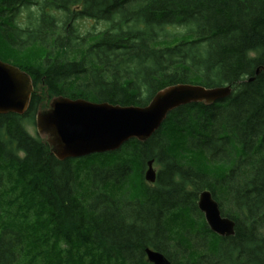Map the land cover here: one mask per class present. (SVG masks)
Wrapping results in <instances>:
<instances>
[{"label": "trees", "instance_id": "16d2710c", "mask_svg": "<svg viewBox=\"0 0 264 264\" xmlns=\"http://www.w3.org/2000/svg\"><path fill=\"white\" fill-rule=\"evenodd\" d=\"M81 19L103 27L82 35ZM0 60L33 85L23 115L0 114V264H150L146 249L170 264H264V0H0ZM178 84L231 93L87 158L60 162L25 128L53 97L145 106ZM204 191L233 236L210 231Z\"/></svg>", "mask_w": 264, "mask_h": 264}, {"label": "water", "instance_id": "95a60500", "mask_svg": "<svg viewBox=\"0 0 264 264\" xmlns=\"http://www.w3.org/2000/svg\"><path fill=\"white\" fill-rule=\"evenodd\" d=\"M264 69L257 68L256 74ZM30 76L0 60V114L23 115L29 105L33 85ZM230 86L206 88L178 84L157 92L145 106H120L57 96L48 107L34 115L36 134L58 161L84 158L117 151L127 141H146L175 108L188 104L211 105L229 97ZM156 173L147 163L144 178L150 183ZM197 208L210 231L220 237L234 234V222L222 217L217 202L208 191L199 193ZM147 262L170 264L162 254L146 249Z\"/></svg>", "mask_w": 264, "mask_h": 264}, {"label": "rangeland", "instance_id": "374dc122", "mask_svg": "<svg viewBox=\"0 0 264 264\" xmlns=\"http://www.w3.org/2000/svg\"><path fill=\"white\" fill-rule=\"evenodd\" d=\"M61 15V14H60ZM61 18H63V15H61ZM75 25H78L77 27L79 28V32L83 35H85L86 33H93V32H98L99 30H101L102 29V24L101 23H96V22H94V21H92V20H90V19H86V20H84V19H81V20H78L77 22H75ZM48 107V105L45 107V108H47ZM44 108V109H45ZM24 124H25V128H26V130L28 131V133L30 134V135H35L36 134V132H35V127H34V124L31 122V121H26V122H24ZM92 156V155H91ZM89 157V156H88ZM84 158H87V157H84ZM152 168H153V171L155 172V171H157V170H159V165L158 164H156V163H153V161H152ZM145 171H147V166H146V168H145V170L143 171V173L145 174ZM144 174H143V176H144ZM8 185H9V188H10V191H12V192H16V191H18L20 188H21V185L19 184V182H18V180L14 177V176H9L8 177ZM34 216H35V213H34ZM42 218V216H39V214L38 215H36L35 216V218L34 219H41ZM38 221H36V223H37ZM35 234V233H34ZM34 234H32V235H30V236H33ZM41 236L42 235H39V237H37V238H39L38 240H37V242L36 243H34V245L32 246H30V248H29V250H28V252L27 253H29L30 255H31V257L32 258H34V257H36L37 256V254L40 252V248H41V244L44 242V241H46V240H44L43 238H41ZM53 246H55V249H58V248H61V249H63L64 250V252H65V249H64V246H63V244L62 243H60L59 241L57 242V243H55V245H53ZM75 250H79V251H81V250H85L84 248H81V247H79V246H77V247H75L74 248ZM28 254V255H29ZM93 255H95V256H98V254H93ZM146 258V257H145ZM146 260H147V258H146ZM167 260V259H166ZM148 261V260H147ZM168 261V260H167ZM169 262V261H168ZM151 264V263H150Z\"/></svg>", "mask_w": 264, "mask_h": 264}]
</instances>
